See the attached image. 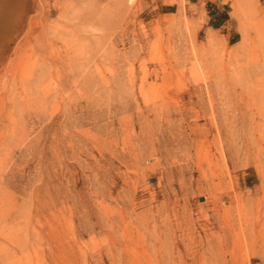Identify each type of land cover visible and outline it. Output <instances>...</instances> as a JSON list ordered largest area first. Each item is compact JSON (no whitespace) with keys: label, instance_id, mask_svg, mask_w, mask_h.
Returning a JSON list of instances; mask_svg holds the SVG:
<instances>
[{"label":"rangeland","instance_id":"374dc122","mask_svg":"<svg viewBox=\"0 0 264 264\" xmlns=\"http://www.w3.org/2000/svg\"><path fill=\"white\" fill-rule=\"evenodd\" d=\"M234 1L0 0V264H264V0Z\"/></svg>","mask_w":264,"mask_h":264},{"label":"trees","instance_id":"16d2710c","mask_svg":"<svg viewBox=\"0 0 264 264\" xmlns=\"http://www.w3.org/2000/svg\"><path fill=\"white\" fill-rule=\"evenodd\" d=\"M210 13L212 16V25H214L215 27L221 26L227 20V11L225 10L215 9L213 12L210 11Z\"/></svg>","mask_w":264,"mask_h":264},{"label":"bare ground","instance_id":"6f19581e","mask_svg":"<svg viewBox=\"0 0 264 264\" xmlns=\"http://www.w3.org/2000/svg\"><path fill=\"white\" fill-rule=\"evenodd\" d=\"M248 2H249V0H235L232 4L233 8H234V10H233L234 15H237V16L240 15L241 11H243L246 8V6L248 5ZM2 22H3V19L0 18V24H2Z\"/></svg>","mask_w":264,"mask_h":264}]
</instances>
